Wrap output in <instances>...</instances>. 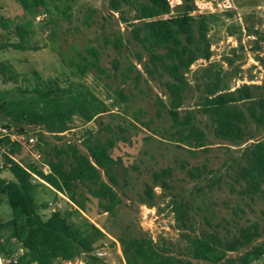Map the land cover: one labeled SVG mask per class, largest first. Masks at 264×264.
Here are the masks:
<instances>
[{"label": "trees", "instance_id": "1", "mask_svg": "<svg viewBox=\"0 0 264 264\" xmlns=\"http://www.w3.org/2000/svg\"><path fill=\"white\" fill-rule=\"evenodd\" d=\"M16 2L27 15L36 17L41 14L45 0ZM107 3L102 19L105 23L113 20L114 24H108L103 40L117 54L111 63L113 71L117 72L119 57L131 45L142 66V72L135 71L133 75L135 84L140 83L144 73L156 82L166 97H155L154 112L142 124L150 129L155 120H159L161 136L179 146L203 148L210 134L225 147L237 148L239 152L231 178L239 185V194L249 199L256 194L264 197V136L254 138L257 129L264 126V94L241 100L219 96L194 109L180 108L187 84L179 66H187L188 58L184 55L196 48L201 36V19L192 14L195 10L193 0H181L175 7L169 0H108ZM120 23L125 33L120 30ZM29 32L27 23L16 26L18 40L6 41L0 47L38 49L37 45L27 44ZM86 53L88 56L77 53L79 60L69 63L74 68L73 73L82 76L91 68L103 73L97 64L98 51L88 46ZM212 72V76L201 77L203 84L222 78V67ZM19 77L27 80L11 64L0 62V81L12 82L16 87L14 94L0 88V118L19 131H24V126L38 128L39 141L45 133L68 130L74 117L88 122L109 111L118 98L122 102L128 99L119 87L108 95L111 98L108 105L83 84L62 86L54 79H40L35 74L33 84L21 85L17 84ZM250 125L254 126V131ZM118 129L117 138H101L91 129H85L80 141L84 151L75 142L51 144L48 150H41L39 166L33 162L23 165L66 197L73 210L84 211L90 196L96 198L100 211L113 214L120 202L114 186L118 184V172L124 167L120 157H112L111 149L116 141L126 140L125 129ZM17 148L12 145L9 152L15 154ZM4 158L10 162L7 169L12 177L0 176V196L10 207L11 215L6 220L0 219V261H6L5 264H64L81 257L84 264H99L93 251L104 233L92 223L74 221L67 209H54L42 217L33 197V191L42 182H33L23 166L6 155ZM42 165L47 167L46 172L41 169ZM182 167L194 179L201 178L207 171L204 165L186 167L182 164ZM171 174L170 166L153 170V185L161 190L168 189ZM220 177L213 175L210 183L219 181ZM156 199L152 185H146L139 195V203L148 207L155 206ZM168 204L173 211L174 226L184 240L183 246L174 249L172 242L163 237L153 240L146 235L120 234L116 241L124 264H249L264 252L262 245L252 243L262 234L258 221L222 235L215 229H197L189 213L190 204L183 196L170 195ZM261 213L264 216V210ZM242 248L245 249L239 251Z\"/></svg>", "mask_w": 264, "mask_h": 264}, {"label": "rangeland", "instance_id": "2", "mask_svg": "<svg viewBox=\"0 0 264 264\" xmlns=\"http://www.w3.org/2000/svg\"><path fill=\"white\" fill-rule=\"evenodd\" d=\"M107 1L45 0L41 14L30 17L16 0H0V44L17 41L16 26L27 23L30 31L27 44L38 46L35 50L0 47V62L11 64L27 78L25 81L19 77L17 84H33L36 74L40 79H54L62 86L71 83L88 86L108 105L111 104L108 95L116 87L121 88L128 97L125 102L118 98L109 111L98 114L88 122L74 117L68 130L56 134L45 133L36 142L40 155L42 149L48 150L51 144L59 145L65 141L77 143L79 149L84 151L80 141L85 129H91L101 138H117L120 133L118 128L125 129L126 140L116 141L111 149L112 157H120L124 167L118 172V184L114 186L120 197L114 213L100 211L96 198L90 196L85 202L84 211L73 210L66 197L43 182L33 191L38 212L46 217L54 209H67L71 211L74 221L92 223L99 228L104 235L96 242L93 251L99 264H124L119 244L114 241L120 234L146 235L153 240L163 237L172 242L174 249L182 247L184 240L174 226L173 211L168 204L170 195H180L188 200L189 213L197 229H215L222 235H228L239 226L258 221L262 234L252 243L264 247V216L261 213L264 210V197L256 194L249 199L240 195L239 185L231 178L238 149L225 147L210 134H207L208 144L203 148L179 146L161 136L159 120L156 119L150 129L142 124L154 112L155 97H166L156 82L144 73L140 83L135 84L133 75L135 71L142 72V66L131 45L119 57L117 72L113 71L111 63L117 54L103 40L108 24H114L113 20L105 23L102 19L107 11ZM169 2L175 7L181 0ZM193 3L195 10L192 14L201 19V36L196 48L190 50L189 55H184L188 58L187 66H179L187 84L180 108L194 109L219 96L241 100L263 95L264 0H193ZM119 26L125 33L124 25L120 23ZM88 46L98 51L97 64L105 73L91 68L84 75L77 76L69 63L79 60L77 53L88 56ZM217 67L223 69L222 78L203 84L201 77L206 74L212 76V70ZM0 88L8 89L12 94L16 91L12 82L0 81ZM161 123L166 125L165 121ZM36 129L24 126L25 133L34 131L39 136L40 130ZM250 129L254 131V126L250 125ZM262 136L264 126L257 129L254 138ZM20 161L40 165V158L31 155L21 156ZM182 164L186 167L204 165L207 171L201 178L194 179L187 175ZM166 166L171 167L172 174L168 181L169 188L161 190L153 185L151 172ZM213 175L221 177L211 184ZM0 176L6 179L12 177L7 166H0ZM31 180L39 181L35 177H31ZM146 185H152L157 195L153 207L139 203V195ZM0 199V219L6 220L11 215L10 207L2 196ZM96 251L102 254L97 255ZM260 257L256 264H264V256ZM83 259L77 258L71 264H84ZM5 263L0 261V264Z\"/></svg>", "mask_w": 264, "mask_h": 264}, {"label": "built area", "instance_id": "3", "mask_svg": "<svg viewBox=\"0 0 264 264\" xmlns=\"http://www.w3.org/2000/svg\"><path fill=\"white\" fill-rule=\"evenodd\" d=\"M39 129H36L38 131ZM38 135L36 132H27L17 130V127L9 123L6 119L0 118V166H9L10 162L6 161L4 155L8 156L12 161L17 162L29 171L23 163L20 161L21 156L31 155L34 158H40V153L36 150V142ZM12 145H17L18 148L15 154H11L9 149ZM19 158V159H18ZM41 169L46 172L48 169L45 165H42ZM32 177L40 180L34 173L30 172ZM153 210V209H148ZM114 240V239H112ZM116 241V240H114ZM97 255H101V251H96ZM264 256V253H261ZM261 258V257H260ZM73 261H65L64 264H71ZM258 259L251 261L249 264H256ZM82 264V263H81Z\"/></svg>", "mask_w": 264, "mask_h": 264}, {"label": "crops", "instance_id": "4", "mask_svg": "<svg viewBox=\"0 0 264 264\" xmlns=\"http://www.w3.org/2000/svg\"><path fill=\"white\" fill-rule=\"evenodd\" d=\"M40 182H43V181H40ZM44 183V182H43ZM46 184V183H45Z\"/></svg>", "mask_w": 264, "mask_h": 264}]
</instances>
